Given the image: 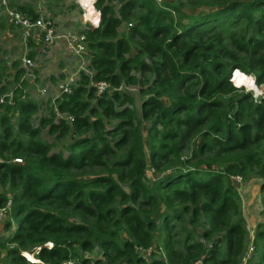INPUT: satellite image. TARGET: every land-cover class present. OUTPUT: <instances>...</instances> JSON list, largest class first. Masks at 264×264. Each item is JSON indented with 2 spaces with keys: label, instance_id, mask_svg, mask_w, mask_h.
<instances>
[{
  "label": "trees",
  "instance_id": "obj_1",
  "mask_svg": "<svg viewBox=\"0 0 264 264\" xmlns=\"http://www.w3.org/2000/svg\"><path fill=\"white\" fill-rule=\"evenodd\" d=\"M167 1L96 0L100 25L85 31L90 69L92 80L110 89L94 97L81 74L73 92L56 101L71 124H54L52 108L42 121L69 137L67 155L52 152L31 126L39 106L22 89H14L12 105L0 104V185L11 196L1 194L0 207L10 202L16 224L0 242L3 264H64L77 260V250H97L102 258L93 264H242L248 231L230 178L254 172L264 211V98L239 94L231 76L238 68L264 85V0ZM123 23L131 27L120 35ZM22 75L19 69L16 78ZM128 86L143 96L142 121ZM195 133L199 140L183 158ZM148 166L159 175L153 182ZM254 238L255 264H264L263 223ZM157 242L149 255L139 252Z\"/></svg>",
  "mask_w": 264,
  "mask_h": 264
},
{
  "label": "rangeland",
  "instance_id": "obj_2",
  "mask_svg": "<svg viewBox=\"0 0 264 264\" xmlns=\"http://www.w3.org/2000/svg\"><path fill=\"white\" fill-rule=\"evenodd\" d=\"M8 1L11 3L13 8L20 10L21 13L26 16H30L32 14L34 15V17H41L44 20L51 21L54 24L56 33L58 34H78L87 31V29L89 28L88 25L84 26L83 24V12L81 11L79 5L76 3V0ZM161 1L165 0H160V5ZM177 1L178 0H168L167 2L176 3ZM182 1L185 3L187 2V0ZM110 5L114 8L115 11H117L120 4L115 1H111ZM21 7H24L25 10H21ZM0 19V89L4 86L6 87V91H9L14 90L16 87L20 86L23 94L27 95L30 99L38 103V111L32 117L31 126L34 129H39L41 131V139L52 146V152H62L64 155H67L65 147L70 142L69 137H61L59 136V132L50 133L51 124L47 122L42 123V121H48L50 119L49 112L51 108L54 111V107H51L49 105V101L55 94V87L57 83L68 74H75V78H79V75L76 74L79 66L78 59L75 55L69 53L62 43H54L51 46L45 45L42 35L35 34L31 38L26 39L20 31L13 29L5 22L3 14L1 12ZM130 27L131 26H129V24L123 23L118 30L119 34H125L127 29H129ZM90 53L91 51L88 49V59H90ZM29 54H33V57L29 58ZM23 57L32 60V67H30L29 69H23V64L21 61ZM19 69L23 70V75L19 79H17L16 73ZM24 70L27 76L24 75ZM21 81H24V85H20ZM92 83L95 82L92 80ZM231 84L233 85V83ZM89 86L92 87L91 84H89ZM42 88L48 89V93L46 94V96H41L37 93V91ZM234 88L236 87L234 86ZM123 90L125 94L131 96L135 100L136 107L138 109L137 118L138 120L142 121L140 101L141 99H143V96L139 94L138 86L123 87ZM103 93L96 94L94 90V97H102ZM240 93H249L252 95L253 99L259 101L264 98V85H256V87L251 91H248L243 86H241L239 88V94ZM161 100L163 101L165 106H169V100L166 97H162ZM95 101V98L91 99V103L94 105V107L96 103ZM65 114L67 113L57 111V114L55 113L56 116L53 120L54 124L57 125L59 123V120H64V118L67 117ZM11 123L12 125H14V127L16 126V117H12ZM142 123L145 126L143 130V138L147 140L148 137L146 134V130L150 127L151 121ZM262 127L264 128V125ZM198 136L199 134L195 133V135L190 139L187 144L186 150L182 154L183 158L190 157L192 144L194 141L197 142L199 140ZM262 147L264 148V143ZM146 153L147 155L149 154L148 148L146 149ZM200 168H203V166H201ZM145 175L146 179L150 182L155 181L159 176L151 169L150 166L145 169ZM240 177L241 180L239 182L232 178L230 179L233 186L238 192L243 219L245 220L246 229L248 231V246L246 245L247 250L245 253V258L242 260V264H255L257 260L259 245L255 244L254 235L256 227L259 225V223L264 224V211H262L261 206V197L263 196V194L260 190L262 181L256 176L254 172H249L247 177ZM1 194L5 195L9 199V201L11 200L10 193H6L5 189L0 185V195ZM5 207L6 206H4L3 208ZM9 210L10 209H6L5 212L0 215V242L3 243H6V239L10 238L13 235L16 228L15 222L11 221V219L9 218ZM7 223H10L11 225V228L9 230H6L4 228ZM201 230L202 229H199V231ZM121 235L122 237L125 236L123 232H121ZM7 244L10 248L15 247V245H12L10 243ZM205 244L209 246V243ZM158 246H160L159 242L150 247V250L155 251L156 247ZM44 247L50 249L52 246L50 244H46L44 245ZM252 247H254V250L250 252L249 248ZM75 249H77L76 246ZM39 250L40 248H37L34 254H37ZM139 252L142 254L143 250L140 249ZM0 253V264H3L5 263L6 250L2 249ZM24 254L27 258L29 257V259L32 258L33 261L35 260L33 254ZM24 254L23 252L21 253L23 257H25ZM80 257L89 260V264H93L94 261L98 260V258H102L97 250H95L94 252H83L77 250L74 258L77 260L70 259L67 262H64V264H75L80 259Z\"/></svg>",
  "mask_w": 264,
  "mask_h": 264
},
{
  "label": "built area",
  "instance_id": "obj_3",
  "mask_svg": "<svg viewBox=\"0 0 264 264\" xmlns=\"http://www.w3.org/2000/svg\"><path fill=\"white\" fill-rule=\"evenodd\" d=\"M156 3L160 4V0H154ZM83 1L76 0V3L81 8V11L83 12L82 20L83 24L88 25L89 29L98 28L100 25V12L96 9L95 3L96 0H90L88 3L90 8L92 9L91 14H88L86 16L85 9L81 6V3ZM0 12L3 14V18L5 22L12 27L15 30L20 31L23 36L26 39L31 38L35 34L42 35L43 42L47 46H51L52 44H58L62 43L65 47V49L69 52L75 55L78 59V70L77 73L79 75V78H75V74H68L65 76L62 80H60L56 87H55V94L51 97V107H54V113L57 114V106L56 101L61 100L64 95H69L73 92L74 88L78 86V81L80 79L81 74L87 76L89 78V84L92 85V87L95 89L96 94L103 93L110 89V85L105 81H94L95 83H92V78L95 74L94 70L90 69V59L87 58L88 56V46H87V38L85 32L78 33V34H58L56 33L54 29V24L49 20H44L41 17L31 18L28 16H25L23 13H21L16 8H13L11 3L8 0H0ZM131 26V24H129ZM57 40V41H56ZM89 57V56H88ZM23 64V69H29L32 67V60L26 57H23L21 59ZM91 70V71H89ZM24 75L25 70H24ZM20 88V86L18 87ZM37 93L41 96H46L48 93L47 88H42L37 91ZM24 98V96H23ZM14 99V90H9L6 93L0 95V104L7 103L8 105L13 104ZM60 112V111H58ZM67 117L64 118V120L67 124H71L73 121V117L65 114ZM56 116V115H55ZM14 163L16 164H22L21 159H14ZM232 179L236 181H240V176H234ZM10 208V202L6 204V207H0V215H2L3 212H5L6 209ZM51 245V244H50ZM52 246V245H51ZM253 247L249 248V251H253ZM150 248L146 251L143 250V255H149ZM70 264V263H68ZM193 264H204L202 261H197Z\"/></svg>",
  "mask_w": 264,
  "mask_h": 264
},
{
  "label": "clouds",
  "instance_id": "obj_4",
  "mask_svg": "<svg viewBox=\"0 0 264 264\" xmlns=\"http://www.w3.org/2000/svg\"><path fill=\"white\" fill-rule=\"evenodd\" d=\"M231 83L239 89L243 86L246 90L251 91L256 87L255 77L253 75L242 72L240 69H235L231 76Z\"/></svg>",
  "mask_w": 264,
  "mask_h": 264
},
{
  "label": "bare ground",
  "instance_id": "obj_5",
  "mask_svg": "<svg viewBox=\"0 0 264 264\" xmlns=\"http://www.w3.org/2000/svg\"><path fill=\"white\" fill-rule=\"evenodd\" d=\"M80 1H81V0H80ZM89 2H90V0H83V2L81 3V6L85 9L86 16H87L88 14H91V11H92V9L90 8V6H89V4H88ZM24 253H26V252H23V254H24ZM27 254H29V253H27ZM24 256H25V254H24ZM25 257H26V256H25ZM26 259H27L29 262H30V261H31V262H34V261H35V260L33 261L32 258L29 259V257H28V258L26 257Z\"/></svg>",
  "mask_w": 264,
  "mask_h": 264
},
{
  "label": "water",
  "instance_id": "obj_6",
  "mask_svg": "<svg viewBox=\"0 0 264 264\" xmlns=\"http://www.w3.org/2000/svg\"><path fill=\"white\" fill-rule=\"evenodd\" d=\"M221 243V239L220 238H217L215 239L212 244H211V247H216L218 246L219 244ZM23 256V255H22Z\"/></svg>",
  "mask_w": 264,
  "mask_h": 264
},
{
  "label": "crops",
  "instance_id": "obj_7",
  "mask_svg": "<svg viewBox=\"0 0 264 264\" xmlns=\"http://www.w3.org/2000/svg\"><path fill=\"white\" fill-rule=\"evenodd\" d=\"M142 100H143V99H141V101H140V107H141ZM48 101H49V100H48ZM133 101H134V105H135V107H136L135 100L133 99ZM37 105L39 106L38 103H37ZM49 105L51 106V102H50V101H49ZM136 109H137V107H136ZM137 110H138V109H137ZM142 126L145 127V126L143 125V123H142ZM0 219H1V218H0Z\"/></svg>",
  "mask_w": 264,
  "mask_h": 264
}]
</instances>
